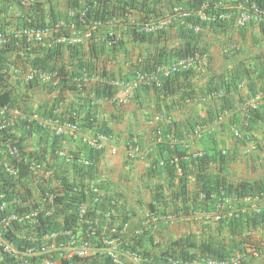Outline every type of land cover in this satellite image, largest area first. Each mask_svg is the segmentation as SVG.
Listing matches in <instances>:
<instances>
[{
	"label": "crops",
	"instance_id": "crops-1",
	"mask_svg": "<svg viewBox=\"0 0 264 264\" xmlns=\"http://www.w3.org/2000/svg\"><path fill=\"white\" fill-rule=\"evenodd\" d=\"M20 1L0 0V33L11 35L15 29L25 27L27 17L33 18L38 26H41L40 19L45 20L47 25L43 27L51 26L48 23L53 19L66 22L74 9L70 7V0H38L29 9L21 8ZM20 10L22 14L18 16ZM138 17V11H133L126 24L114 25V20L108 21L91 37H86L84 30L74 25L76 31L71 34L79 41L75 45H60L58 54H52L57 49L54 34L48 35L41 44H31L30 48L23 43L16 51V46L0 51V88L13 93L19 111L41 112V116L53 118L54 115L67 120L79 109L80 139L55 137L44 130L39 137L36 133L28 137L16 127L21 148L31 155H42L45 166L57 174L75 179V168L59 156L57 161L53 157L59 151L72 155L91 150L81 139L107 132L114 139L100 150L99 159L93 162L91 178L84 173L86 177L78 176L76 180L96 184L105 199L117 202L119 213L129 216L132 226L148 216L158 220L152 228L154 240L161 249L179 240L191 239L199 249L203 244L212 246L213 252L222 242L224 246L219 253L229 255L230 251L237 254L239 248L243 252L242 245L246 241L254 242L259 254L252 256L246 250L243 264H264L263 226L252 223L250 229L237 237V248L226 225L204 217L217 212L221 198L218 196L214 202L215 209L205 210L204 200L209 202L206 208L214 203L202 196L195 156L196 153L224 151L227 154L224 164L212 161L205 165L212 174L224 177L228 185L235 187L249 182L264 188V105L257 109L250 107L255 94L264 91V77L258 75L264 65V25L253 22L240 28L233 22L216 31L203 29L199 46H206L209 56L204 68L191 71L187 78L180 75L173 80L172 77L160 87L143 86L127 92L123 88L128 85L115 88L110 82L132 80L137 70L148 71L156 64L153 58L159 53L171 54L183 44L175 27L167 28L163 36L157 34L148 40L134 38L132 25L134 20L138 22ZM110 31L114 34L112 38L122 42L117 48H112V40L107 39L106 33ZM234 45L236 50L232 49ZM75 48L79 52H74ZM43 58L48 62L46 71L58 78L56 87L26 82V74L31 67H38L34 64ZM239 67L248 70V76L235 84L229 80V73ZM85 73L90 82L78 89L74 81ZM63 82L69 87L58 88ZM108 89L111 92L107 95ZM221 93L223 95H219ZM123 95L124 102L119 103L117 99ZM228 109L233 114L221 120V128L213 137L198 139L191 135L197 124L210 127ZM89 113L92 120L88 119ZM158 130L162 131L161 138L157 136ZM170 145L182 146L189 156L184 175L187 196L176 199L172 191H177L179 181H171L165 169L157 165L165 159L162 153H166L164 148ZM31 189L32 194L36 193L39 186L33 184ZM158 192L165 203L158 201ZM262 193L264 191L259 194ZM151 204V208L158 209L155 214L150 211ZM261 204L264 205V199ZM248 206L241 202L236 204V208ZM195 211L202 217H194ZM251 212L243 216H251ZM147 245L151 253H157L153 245ZM213 252L212 255L217 251ZM0 260H3L1 254Z\"/></svg>",
	"mask_w": 264,
	"mask_h": 264
},
{
	"label": "built area",
	"instance_id": "built-area-1",
	"mask_svg": "<svg viewBox=\"0 0 264 264\" xmlns=\"http://www.w3.org/2000/svg\"><path fill=\"white\" fill-rule=\"evenodd\" d=\"M37 1L21 0L20 5L21 8L29 9L33 8L37 4ZM219 5L220 7L223 5L224 11L218 16L207 15L204 11L207 7L206 5H203L194 13L185 11L181 6L177 5L166 16L158 20L154 17L150 20H142V17L139 16L138 22L134 20L132 29L136 30V33H156L171 26H184L186 29L198 33L202 31L201 23L215 20L226 22L233 20L236 26L240 28L253 22L264 25V9L254 1H243L234 7L230 4H228L229 6L222 4L221 2ZM21 14L22 10L19 13L17 12L18 16ZM192 15L197 16L199 22H187V18ZM73 16L79 17L86 37L99 33L107 25L102 21L91 20L88 16V8L84 5L74 8L70 17ZM25 21L26 26L15 29V31L11 32V35L9 32L8 35L0 33V51L9 46H16L14 49L16 51L23 43L30 48L31 44L43 43L45 38L50 34H54L53 43L57 45H75L79 41V39L71 34V32L76 31L72 23L59 21L52 26L39 27L31 17H27ZM109 22L112 23V20ZM127 22L118 18L113 21V24L119 25L121 23L126 24ZM111 35L113 37L114 34L110 33ZM111 42H118V39L114 37ZM232 49L236 50V45ZM208 61L209 56L207 53L195 51L188 56L178 58L172 63L153 65L148 71L137 70L132 80L127 82L112 81L110 85L118 88L126 84L128 86L123 88V90L127 92L143 86L148 87L152 85L160 87L163 82L177 74L204 68ZM11 66L17 71L15 66ZM54 79L56 80L52 82ZM26 82L29 84L35 82L50 84L52 87H56L58 85V78L49 71L39 67H31L26 74ZM89 82L90 77L87 73L81 77H77L74 81L78 89L85 87ZM5 92L6 90L0 88V167L8 176L28 182L31 186L36 184L39 186V189L36 193L32 194L31 192L28 195L26 194L32 200L38 201L36 208H32L29 212H11L6 215L5 212H7L8 207L16 203L18 199L10 200L7 196L8 194L0 192V254L4 260L3 264H80L85 260H91L93 257L109 260V264H243L245 256L241 252L226 259L202 255L183 259L171 253L156 258L153 253L145 252L144 248L135 250V239L147 232L148 229H151L158 220L148 216L140 221L137 226H132L130 222L124 223L118 211L117 202L114 199H105L100 188L88 180H77L78 183L81 181L84 184L82 187L79 186L78 190L84 192V195L87 197L86 201L78 205L79 223L82 225L79 227V232H65L62 230V234H45L40 239L31 237L32 227L38 223V217L40 215L45 217L53 216L56 213L59 208L57 199L68 190L65 183H73L75 179L67 178L63 181L61 174L57 175L54 169L45 166L41 160V156L36 153L31 155L25 152L16 138V125L20 122L34 124L55 137H67L70 139H80V126L77 123L62 118L44 117L37 113H22L19 109L3 103L1 96ZM124 95L118 97L117 101L119 103L124 102ZM219 95H223V93ZM262 105H264V91H259L251 99L250 107L257 109ZM232 114V110L228 109L210 127L205 124L198 125L195 129V136L201 138L205 133L216 134L218 132L217 129L221 128V120L230 117ZM157 120H159V117ZM161 132V130L157 131V136L160 138ZM235 135H239L238 131H235ZM113 139V136L99 132L93 137H84L81 140L92 149L104 150L106 145ZM135 150L138 151V148H135ZM202 155V153H197L195 156L200 157ZM58 156L67 161V163H70L68 159L69 155L64 151H59ZM83 164L89 165V161H83ZM165 164L164 161L160 162L161 166ZM48 168L51 171L47 170ZM42 187L43 190H41ZM202 196L205 197L204 194ZM263 199L264 193L246 196L241 199L227 197L222 194V198L217 206V212L213 215H205L204 217L221 222L232 218L240 219L245 213H249L250 210L253 214L263 212L264 205L261 204ZM240 202L248 204V208H236V204ZM89 204H92V206L98 205L99 207L103 204L107 205L105 211H101L99 208L97 212H102L105 218H107V223L113 222V225L112 227L109 225L105 227L101 235L98 233V221L92 222L86 217L88 212L92 211ZM2 213L4 214L2 215ZM200 215L202 217V214L198 211L193 213V216L196 218ZM115 219H119V221H114ZM84 227H86L85 230ZM9 233H13L20 240H28L34 243L39 242V245L19 249L15 242L8 238ZM60 235L66 236L68 239L65 242H58L57 240ZM146 246L149 248L148 245ZM244 247L252 256L259 254V247L253 242H246Z\"/></svg>",
	"mask_w": 264,
	"mask_h": 264
},
{
	"label": "trees",
	"instance_id": "trees-1",
	"mask_svg": "<svg viewBox=\"0 0 264 264\" xmlns=\"http://www.w3.org/2000/svg\"><path fill=\"white\" fill-rule=\"evenodd\" d=\"M243 1L247 0H70V7H82L83 5L88 8V16L91 20H98L102 21L104 23L115 20V19H122V21L127 22L130 18V15L133 13V11H138V15L142 17V20H150L151 18H156L157 20L161 17L166 16L169 12L172 11L174 6H181L185 11L188 12H195L196 10H199L203 5H206V9L204 10L207 15H215L218 16L221 14L224 9L223 5L220 7L219 3L222 4H230L236 6L239 3H242ZM256 2L262 9H264V0H251ZM230 2V3H229ZM217 6V7H216ZM229 6V5H228ZM66 18V17H65ZM53 19V22L48 23L49 25H54L58 23L60 20ZM41 22L39 27H43L46 24L45 20L40 19ZM59 20V21H58ZM66 23H72L76 27H79L82 29V24L79 21L78 16L67 18ZM187 22H199V19L197 16H190L187 18ZM233 20H229V22L221 21V20H215L210 21L206 23H201L202 30L203 29H210L213 31H216V29L223 28V26H226L228 24H232ZM176 28L179 38L182 39L183 44L180 46L179 49L173 50L171 54L167 55V52H161L159 55L153 58L154 65H160V64H167L172 63L178 58H182L185 56H188L195 51H201L204 53H207L206 46H199V42L201 40L202 31L201 32H193L192 30L186 29L184 26H171L170 28ZM243 28V27H242ZM166 32V29L158 31L156 33H136V30H132L133 37L140 40H148L151 39L153 36L159 34V36H163ZM110 32H107V39L113 40V38L110 36ZM106 43V42H105ZM112 48H117V45H121L122 42H114L111 43ZM61 46L58 44L57 49L55 51H52V54H58L59 49ZM74 52H79L78 49H74ZM34 65H37L38 67H44V69L48 68V62L46 58H43L39 63L36 62ZM84 66V64H83ZM264 65L261 66V69H259V76L264 77ZM54 69V68H53ZM47 70V69H45ZM258 71V70H257ZM190 72L180 73L175 76H173V80L175 78H178L180 75L187 78L189 76ZM1 75V74H0ZM248 76V70L244 69L243 67L236 68L234 70H231L229 73V80H232L237 84V82H240L244 77ZM2 78V76H1ZM172 80V78L167 79V81ZM61 84V85H60ZM58 88L64 89L69 87V85L66 83H60ZM50 86V85H48ZM264 89V86L262 87ZM253 90V89H251ZM108 94H110V90H107ZM3 103L10 105L11 107L18 108L17 104L15 102V98L13 96L12 92L6 91L1 96ZM92 108V107H91ZM79 110V109H78ZM77 110V113L72 115L67 119L71 122L77 123L79 111ZM40 115L41 112H39ZM46 116V115H45ZM44 116V117H45ZM53 118H57V116H52ZM91 117V118H90ZM90 120L93 119V116L91 113H89ZM89 120V122H91ZM88 122V123H89ZM78 124V123H77ZM90 125V123H89ZM18 129H21L23 131V134L28 137H31L34 133L38 135V137L41 134V128H38L34 124H29L26 122H21L16 125ZM107 133V132H105ZM46 143L48 142V139H45ZM21 143H19L20 145ZM21 146V145H20ZM55 146V145H54ZM166 153H162V157L165 159H162V161L166 162V165L161 167L162 169H165V171L168 174V177L171 181L175 182L176 180L179 181V185L177 187V191L173 190V199L180 198V196L185 197L186 192V182L184 181V175L186 174L185 171L188 167L187 159H188V153H186L185 149L182 146H173L170 145V147L164 148ZM39 156H42L38 154ZM100 151L95 149H86V151H80L76 152L72 155H69L68 159L70 161V164L75 168V181L73 183L66 182L65 185L67 186L68 190L65 191L64 195L59 197L57 199V203L59 204V208L56 211V213L53 216L45 217L43 215H40L38 217V223L32 227V231L30 236L36 239L42 238L45 234H62L61 231L69 232V231H78L79 227L82 225L79 223V216H78V205H80L82 202L87 200V197L84 195V192L78 190V187L84 186V184L80 181L77 182V178L79 177H86V174L88 173V177L91 178L90 174H92L93 171V162L97 161L99 159ZM226 153L224 154L223 151H216L214 150L213 153H207L201 158H198V183H200L201 186V193H203L206 197V200L212 199L211 203L217 201V197L222 198V194L225 196H232L234 195L235 198H244L246 196H255L259 193L264 191V188H261L257 186L254 183L245 182L238 187L234 185H228L226 183V179L224 177H221L220 175H214L212 174L208 169V165L210 162L218 161L221 164L225 163ZM55 161L58 160V154L53 157ZM83 161H89V165H84ZM161 161V160H160ZM159 161V162H160ZM159 162L157 165L159 166ZM160 167V166H159ZM155 171V170H154ZM58 173L57 175H59ZM63 181L67 179L65 175H61ZM92 180V179H91ZM76 188V191H75ZM22 189L26 190L27 194H30L32 189L31 185L28 182H24L22 180H18V182L15 181L13 177L8 176L2 168L0 167V192H5L8 194L9 198H23ZM43 190V187L42 189ZM235 190V193H233ZM158 201H162L160 198L162 197L161 194L158 192ZM86 197V198H85ZM28 200V199H26ZM220 200V199H219ZM25 201V200H23ZM162 202L165 203V200ZM38 201L31 200L27 201L26 206H22L21 203L18 205H10L8 207L6 214H9L11 212H29L32 208H36L38 206ZM92 203V201H91ZM209 202H206L204 200V207L205 210H211L215 209L216 204L210 206V208H206V205ZM92 211H89L86 217L91 220L92 222L98 221V228H99V234L101 235V232L105 227L111 226L113 222L107 223V218H105V215L100 212L98 213L97 210L100 208L101 211H105L107 208V205L103 204L100 207L98 205L92 206V204H89ZM152 204L150 206L151 213H156L158 209L151 208ZM4 213H2L3 215ZM121 215V214H120ZM121 218L124 220L123 222H129L130 218L129 216L121 215ZM119 219H115L114 221H118ZM223 225H226L227 228L230 231V237L231 241L236 243L235 246H237V237L239 235L245 233L248 229H250L252 223H255L256 225H261L264 227V212L254 213L251 216H243L240 219L232 218V219H226L220 222ZM86 227H84V230ZM79 232V231H78ZM148 232V233H147ZM147 232L144 234L138 236L135 239L136 245H134L135 250H139L140 248H144L145 252L148 251L151 252L149 248H147V244H154V234L152 229H148ZM82 235V233H80ZM8 238L13 240L15 242L16 246L19 249H25L28 247H35L39 245V242H31L28 240H20L14 236L13 233L8 234ZM68 238L66 236L60 235L58 237V242H65ZM247 242V241H246ZM218 249H212V246L205 244L202 245V248L199 249L198 245L191 241V239L186 240H179L175 243H173L170 247L167 249H161L160 246H154L153 249L157 254L166 255V254H172L175 256H179L183 259L191 258L193 256L202 255V256H212L217 259H226L234 256L236 252H231L229 255L220 254L219 250L223 249L224 243H219ZM233 245V244H232ZM146 246V247H145ZM244 247V244L242 245ZM242 248L238 249V252H241L245 256V247L243 252L241 251ZM214 253L212 255L211 253ZM205 254V255H204ZM218 255V256H217ZM4 260H0V264H3ZM80 264H109V260L103 259L101 257H93L91 260H85L81 262Z\"/></svg>",
	"mask_w": 264,
	"mask_h": 264
},
{
	"label": "clouds",
	"instance_id": "clouds-1",
	"mask_svg": "<svg viewBox=\"0 0 264 264\" xmlns=\"http://www.w3.org/2000/svg\"><path fill=\"white\" fill-rule=\"evenodd\" d=\"M6 34L8 35V33H6ZM14 42H15V41H14ZM14 42H13V43H14ZM9 47H10V46H9ZM9 47H8V48H9ZM37 114H38V113H37ZM39 115H40V114H39ZM198 125H202V124H197V126H198ZM197 126H195V128L193 129V131H192V133H191L192 136H195V129H196ZM104 134H106V133H104ZM108 135H110V134H108ZM214 135H215V134L205 133L201 138H203L204 136H205V137H208V136H209V137L211 138V137H213ZM111 136H112V135H111ZM195 137L198 138L197 136H195ZM201 138H198V139H201ZM159 139H160V138H159ZM99 151H100V150H99ZM223 153H224V151H223ZM196 154H197V153H196ZM196 154H195V155H196ZM202 154H203V153H202ZM224 154H225V153H224ZM204 155H205V154H203L202 156L197 157V158H201V157H203ZM161 161H162V160H161ZM161 161H160V162H161ZM160 162H159V166H160V167H163V166L160 165ZM164 162H165V161H164ZM165 163H166V162H165ZM165 165H166V164H165ZM165 165H164V166H165ZM23 190H24V189H22V192H20L21 194H23V198H22V199H20V197L17 198L18 200L16 201V203H13L14 205H15V204L18 205V204L21 203V205L24 207V206H26L27 201H29V199H31L30 197L27 196V195H28L27 192H26V191H23ZM26 194H27V195H26ZM7 196H8V195H7ZM9 199H10V200H13V199H16V198H9ZM26 199H28V200H26ZM23 200H25V201H23ZM31 200H32V199H31ZM263 212H264V211H263ZM153 242H154V244H153L154 246H158V243H155V240H154ZM253 243H254V242H253ZM154 257H156V258H157V257H161V254H157V253H156V254H154ZM187 259H189V258H187Z\"/></svg>",
	"mask_w": 264,
	"mask_h": 264
}]
</instances>
